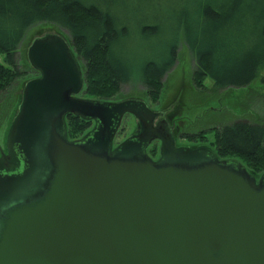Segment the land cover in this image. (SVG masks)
<instances>
[{
  "label": "water",
  "instance_id": "95a60500",
  "mask_svg": "<svg viewBox=\"0 0 264 264\" xmlns=\"http://www.w3.org/2000/svg\"><path fill=\"white\" fill-rule=\"evenodd\" d=\"M29 55L41 77L0 155V264H264V174L177 147L141 103L78 97L83 70L60 37L37 39ZM71 111L96 119L93 136L69 139ZM128 111L161 138L158 160L148 138L113 148Z\"/></svg>",
  "mask_w": 264,
  "mask_h": 264
},
{
  "label": "trees",
  "instance_id": "16d2710c",
  "mask_svg": "<svg viewBox=\"0 0 264 264\" xmlns=\"http://www.w3.org/2000/svg\"><path fill=\"white\" fill-rule=\"evenodd\" d=\"M116 2L117 6L119 2H129L135 13L145 12L141 18L145 22L137 23L139 34H156L162 27L155 21L160 17L175 32L171 45L139 68L119 58L118 45L129 33L115 14ZM148 19L154 23L148 24ZM40 22L54 23L69 33L76 51L73 54L86 67L83 77L86 94L90 95L87 99L115 102L112 97L121 84L136 76L157 100L163 77L177 59L181 35L196 62L194 81L199 88L204 87L207 77L219 88L244 87L257 78L264 66V0H0V94L20 76L17 51L27 30ZM55 36L67 43L62 36ZM41 38L45 37L37 39ZM126 101L141 103L152 111L144 101L123 102ZM68 121L70 139L90 138L98 127L77 115H71ZM213 130L215 139L210 149L219 158L240 161L257 178L264 174V122L239 120ZM185 136L190 141H206L204 132ZM137 141L144 145L146 139ZM17 151L22 156L19 142ZM31 166L29 163L17 168L6 180L20 179ZM0 175L6 174L0 171Z\"/></svg>",
  "mask_w": 264,
  "mask_h": 264
},
{
  "label": "rangeland",
  "instance_id": "374dc122",
  "mask_svg": "<svg viewBox=\"0 0 264 264\" xmlns=\"http://www.w3.org/2000/svg\"><path fill=\"white\" fill-rule=\"evenodd\" d=\"M113 7H116L114 10L117 18L122 20L121 26L128 28L129 35L123 40L124 43L118 45V49L119 58L130 66L139 68L144 61L163 52L174 40L175 32L163 20V17L155 20L157 24H162L159 31L156 34L144 36L143 32L138 33L139 25L137 23L143 20L141 18L145 16V12L135 13V7L129 2L123 4L119 2V6L116 2ZM145 10L148 9L145 8ZM143 21L145 22V20ZM147 22L151 24L154 23V20L148 19ZM55 34L66 39L70 49L76 55L69 33L58 25L40 22L27 30L16 54V64L20 70V76L5 92L0 94L1 151L7 153L9 134L22 107L27 83L39 76V72L33 67L30 59V46L37 38ZM179 40L177 59L163 77L162 90L157 100L149 95L145 85L136 76L127 82H123L119 92L112 99L115 102L128 99L144 101L159 116V119L164 118L170 126H173L171 136L177 147L198 149L204 147L202 144H205V147L211 148L215 139L213 132L215 127L220 128L239 120L254 123L264 122V66L259 70L257 78L244 87L219 88L214 85V81L210 77H207L204 81V87L199 88L194 81L196 67L194 57L184 42L183 35L180 36ZM80 62L84 75L86 67L82 60ZM86 85V80H84L83 88L77 95L78 97H90L86 94ZM139 125L140 121L134 113L127 112L115 136L114 145L130 139L137 133ZM200 132H204L205 142L198 139L190 141L185 136V134H200ZM154 140L155 138L148 147V154L154 160H158L161 156L162 143L159 140ZM220 160L229 159L220 158ZM248 172L255 176L249 170Z\"/></svg>",
  "mask_w": 264,
  "mask_h": 264
},
{
  "label": "flooded vegetation",
  "instance_id": "af4514ba",
  "mask_svg": "<svg viewBox=\"0 0 264 264\" xmlns=\"http://www.w3.org/2000/svg\"><path fill=\"white\" fill-rule=\"evenodd\" d=\"M37 71H39V70H37ZM41 72L39 71V74H40ZM29 82H31V81H29ZM29 82L27 83V85L29 84ZM27 85H26V87H27ZM25 92H26V88H25ZM80 93H78V95H79ZM25 97V96H24ZM120 102H123V101H120ZM71 115H77V116H80V117H82L81 115H79V114H76L75 112H68L67 114H66V123H67V127H68V123H69V121H68V119H69V117L71 116ZM84 119V118H83ZM159 116H157L156 118H155V120H154V125H153V127H157L158 129H160L159 131H156V133H163L162 131L164 130V131H166V132H169V133H171V131L173 130L172 128H173V126H170L168 123V121L166 120V119H159ZM85 120H87V121H90L91 123H92V126H94V124L95 123H97V121H96V119H94V118H92V119H88V118H86ZM138 120L140 121V125H139V128H138V130H137V133L135 134V135H133V136H131V138H133V137H137V138H141V139H146V138H148L149 140H151L150 142H149V144H148V146H147V152H148V147H149V145H150V143L152 142V140L154 139H152V137L154 136V133H155V131L152 133V131L149 129V128H144V125L142 124V122H141V120H140V118H138ZM153 129V128H152ZM70 139V138H69ZM70 140H74V139H70ZM157 140H159L161 143H162V141H161V138H155V140L154 141H157ZM127 141V140H126ZM121 144V143H120ZM119 144H117V145H114V147L113 148H115L116 146H118ZM2 151L0 150V155L2 154L1 153ZM6 153V152H5Z\"/></svg>",
  "mask_w": 264,
  "mask_h": 264
}]
</instances>
